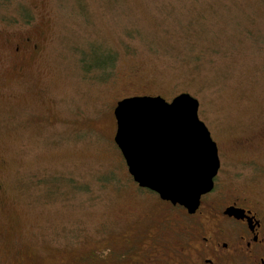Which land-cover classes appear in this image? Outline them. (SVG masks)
I'll return each mask as SVG.
<instances>
[{"label":"rangeland","instance_id":"374dc122","mask_svg":"<svg viewBox=\"0 0 264 264\" xmlns=\"http://www.w3.org/2000/svg\"><path fill=\"white\" fill-rule=\"evenodd\" d=\"M183 92L226 161L263 155L264 0L0 3V264L147 253L169 231L114 141V108Z\"/></svg>","mask_w":264,"mask_h":264},{"label":"flooded vegetation","instance_id":"af4514ba","mask_svg":"<svg viewBox=\"0 0 264 264\" xmlns=\"http://www.w3.org/2000/svg\"><path fill=\"white\" fill-rule=\"evenodd\" d=\"M215 142L220 166L214 186L194 211L134 181L139 190L156 194L155 213L167 216L158 224L169 232L153 237L144 247L147 253L135 250L130 264H264V141L263 155L228 161ZM105 262L113 264V259Z\"/></svg>","mask_w":264,"mask_h":264},{"label":"water","instance_id":"95a60500","mask_svg":"<svg viewBox=\"0 0 264 264\" xmlns=\"http://www.w3.org/2000/svg\"><path fill=\"white\" fill-rule=\"evenodd\" d=\"M188 92L168 101L137 95L117 102L114 140L140 187L194 211L214 186L220 160L216 142Z\"/></svg>","mask_w":264,"mask_h":264},{"label":"trees","instance_id":"16d2710c","mask_svg":"<svg viewBox=\"0 0 264 264\" xmlns=\"http://www.w3.org/2000/svg\"><path fill=\"white\" fill-rule=\"evenodd\" d=\"M3 2L6 3V2H9V0H0V3H3ZM25 16L28 17V15H25ZM29 17H30V15H29ZM29 17L26 18V21L29 20ZM84 62H85V60H84ZM115 63L112 60L109 62H104V63H90V64L85 63V70L87 73H92L91 71L94 70V72H96V68H100L101 70H103V73L106 75V74H108L107 71L109 70V68L112 67ZM102 78H104V77H102Z\"/></svg>","mask_w":264,"mask_h":264}]
</instances>
